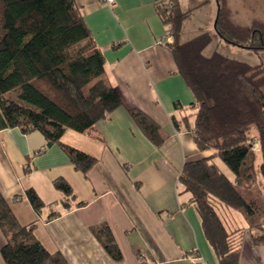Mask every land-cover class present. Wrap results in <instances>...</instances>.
<instances>
[{"label": "trees", "instance_id": "1", "mask_svg": "<svg viewBox=\"0 0 264 264\" xmlns=\"http://www.w3.org/2000/svg\"><path fill=\"white\" fill-rule=\"evenodd\" d=\"M216 1L219 38L256 53L264 51V22L240 24L228 0ZM158 12L174 39L166 45L178 74L194 96L189 106L193 113L173 118V125L177 132L189 131L200 151L215 152L186 161L178 181L189 194L188 202L196 208L219 263L239 264L246 232L254 231V244L263 245L264 224L228 231L218 208L249 215L258 209L259 192L264 190V65L252 66L218 52L207 57L203 52L212 42L209 33L179 42L188 13L175 0H161ZM105 65L75 0H0V130L40 133L46 148L59 145L84 175L98 159L62 138L73 130L99 139L97 124L123 106L105 76ZM130 115L156 147L165 144L160 127L145 113L131 109ZM217 158L233 178L222 171ZM53 185L63 195L60 201L46 204L35 190L25 192L38 215L50 210L46 221L87 205L65 179L58 178ZM59 206L62 210H55ZM37 223L21 225L0 192V230L6 240L0 253L5 264H66L61 254L48 252L35 239ZM94 233L111 258L120 262L123 255L109 226L101 225Z\"/></svg>", "mask_w": 264, "mask_h": 264}, {"label": "crops", "instance_id": "2", "mask_svg": "<svg viewBox=\"0 0 264 264\" xmlns=\"http://www.w3.org/2000/svg\"><path fill=\"white\" fill-rule=\"evenodd\" d=\"M160 1L114 0L109 5L106 0H75L106 59L105 76L123 101L110 119L97 124L99 139L65 132V144L98 159L86 175L59 145L46 148L40 133L0 130V192L21 225L38 220L35 239L48 252L61 254L66 264H220L178 181L186 161L215 152L200 151L189 131L177 132L173 125V118L193 113L189 106L194 96L167 48L174 39L158 12ZM131 109L141 110L160 127L166 139L161 148L138 127ZM58 178L87 205L46 221L50 210L38 215L25 192L35 190L46 204L60 201L63 195L53 185ZM228 212L224 219L231 215L234 220ZM104 224L121 250L120 262L95 236L94 230ZM253 232L244 236L239 264H264V244H254ZM5 242L0 230V250ZM0 264H5L1 253Z\"/></svg>", "mask_w": 264, "mask_h": 264}, {"label": "rangeland", "instance_id": "3", "mask_svg": "<svg viewBox=\"0 0 264 264\" xmlns=\"http://www.w3.org/2000/svg\"><path fill=\"white\" fill-rule=\"evenodd\" d=\"M183 13H188V17L184 20L182 30L180 33L179 42L184 43L201 33H209L212 37L211 44L204 50L203 54L207 57L214 52H218L230 59L247 63L252 66L264 65V51L256 53L254 51L239 48L229 44L219 38L215 32V22L218 12V4L216 0H175ZM233 18L240 24H250L253 20H260L264 22V0H228ZM258 163H260V156H257ZM216 163L220 166L222 171L230 178L233 175L228 168L221 162L219 158ZM243 192V191H242ZM258 192V190H257ZM258 209L255 214L249 215L245 211H231L226 210L225 213H232L229 215L227 221L222 217L223 209L218 208L221 214V219L226 228L252 224H264V190L259 192ZM226 217V216H225ZM231 221L235 222V226L231 225ZM231 225V226H230Z\"/></svg>", "mask_w": 264, "mask_h": 264}, {"label": "built area", "instance_id": "4", "mask_svg": "<svg viewBox=\"0 0 264 264\" xmlns=\"http://www.w3.org/2000/svg\"><path fill=\"white\" fill-rule=\"evenodd\" d=\"M109 5H114V0H106Z\"/></svg>", "mask_w": 264, "mask_h": 264}]
</instances>
